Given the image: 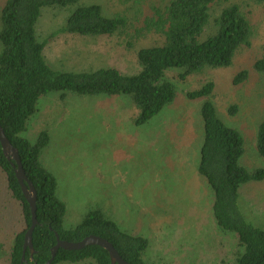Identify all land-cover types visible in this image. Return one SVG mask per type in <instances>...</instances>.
Wrapping results in <instances>:
<instances>
[{"label":"rangeland","instance_id":"rangeland-1","mask_svg":"<svg viewBox=\"0 0 264 264\" xmlns=\"http://www.w3.org/2000/svg\"><path fill=\"white\" fill-rule=\"evenodd\" d=\"M4 1L0 0V27ZM169 2L81 0L82 4H100L107 17H128L127 28L112 37L53 35L66 24L77 4L46 7L38 32L47 42L48 61L60 71L116 66L134 73L138 48L163 41L158 33L143 30L142 23L154 6L164 7ZM231 3L239 4L252 22V46L242 48L228 67L207 69L185 82L174 79L176 99L144 124L135 123L139 110L129 95L68 93L63 97L62 92H53L41 97L39 110L23 134L32 141L43 130L51 135L42 162L57 176L58 193L68 205V227L80 223L92 207L100 206L124 230L150 239L147 257L155 264H218L235 258L237 238L234 232L215 225L213 191L198 172L204 99L187 96L188 91L213 80V99L220 117L244 135L242 164L250 170L264 167V157L257 149L264 120V78L253 67L264 42V0H221L213 14ZM176 70L172 73L181 71ZM242 70L250 72L249 78L235 85ZM233 105L238 106L237 111L231 109ZM0 187L5 190L4 182ZM239 202L250 223L264 226V180L242 185ZM20 223L15 205L0 232V264L9 263L14 231Z\"/></svg>","mask_w":264,"mask_h":264},{"label":"trees","instance_id":"trees-1","mask_svg":"<svg viewBox=\"0 0 264 264\" xmlns=\"http://www.w3.org/2000/svg\"><path fill=\"white\" fill-rule=\"evenodd\" d=\"M220 1L170 0L164 7L154 6L153 13L143 21L142 29L158 33L163 41L138 48V70L134 73H126L116 66L78 72L56 70L46 55L47 42L38 32V22L46 7L77 4L66 24L53 35L112 37L127 28L129 19L125 14L107 17L100 4H82L81 0L4 1L0 27V125L19 149L26 174L37 189L38 224L33 232L35 251L32 257L31 249L26 250L28 264H45L52 257L57 232L61 239L69 241L99 235L112 242L129 263L155 264L147 257L150 239L124 230L100 206L92 207L80 223L68 227V205L58 193L57 176L42 162L51 135L48 130H43L32 141L23 133L39 110L41 97L53 92H62L63 97L68 93L129 95L139 110L134 117L135 123L148 122L176 99L178 86L174 79L185 82L191 76L202 75L207 69L228 67L242 48L252 46L253 25L247 14L239 4L231 3L215 15L213 9ZM129 45L132 46V42ZM253 67L264 78V42L261 56ZM176 69L181 71L173 74ZM249 75L248 70H242L235 77L234 84L245 82ZM215 88L216 83L209 80L201 88L188 91L187 96L204 99L201 108L204 139L198 172L213 191L211 206L215 225L234 232L239 248L235 258L220 260L218 264H264V226L250 223L239 202L242 185L264 180V167L250 170L242 164L244 135L220 117L213 99ZM231 109L237 111L238 106L233 105ZM257 149L264 157V120L258 131ZM3 182L0 232L9 219L10 209L17 205L21 223L14 231L8 264H22L32 210L0 141V186ZM80 262L111 264V256L100 245H88L82 249L61 247L51 264Z\"/></svg>","mask_w":264,"mask_h":264},{"label":"water","instance_id":"water-1","mask_svg":"<svg viewBox=\"0 0 264 264\" xmlns=\"http://www.w3.org/2000/svg\"><path fill=\"white\" fill-rule=\"evenodd\" d=\"M0 141L3 146L4 154L6 157L12 162V165L15 168L16 175L21 184L22 190L30 203L32 210V224L26 232L25 241H24V253L22 256V264H28L26 258V250L28 248L31 249V256L33 257V253L35 251L33 245V232L38 224L37 219V189L35 188L32 180L26 174V171L23 167V163L20 157L19 149L13 145L11 140L6 135L4 128L0 125ZM57 243L52 248V257L45 263L51 264L58 252V250L63 247L65 249H82L88 245H100L106 248L111 256V264H131L127 260L123 258V256L119 253V251L115 248L112 242L108 239L91 234L86 236L80 241H69L61 239L59 233H56Z\"/></svg>","mask_w":264,"mask_h":264}]
</instances>
